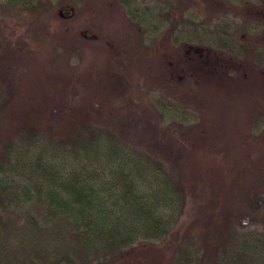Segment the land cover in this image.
Instances as JSON below:
<instances>
[{"label":"rangeland","instance_id":"obj_1","mask_svg":"<svg viewBox=\"0 0 264 264\" xmlns=\"http://www.w3.org/2000/svg\"><path fill=\"white\" fill-rule=\"evenodd\" d=\"M6 1L0 0V84L8 93L18 87L37 95L47 107L48 128L56 127L63 106L88 104L96 125L158 155L176 177L196 174L217 185L226 144L252 133L264 142V53L238 57L173 40L193 36L194 18L231 19L237 42L253 36L264 47V13H249L264 9V0H36L33 10ZM241 6L247 20L235 16ZM38 12L45 13L40 31L30 23ZM197 45L209 60L199 58ZM164 72L182 86L162 87ZM239 153L232 157L241 164ZM246 177L251 194L234 207L246 214L247 228L261 229V214L255 219L252 210L264 211V170ZM152 245L100 264H168L167 247Z\"/></svg>","mask_w":264,"mask_h":264},{"label":"trees","instance_id":"obj_2","mask_svg":"<svg viewBox=\"0 0 264 264\" xmlns=\"http://www.w3.org/2000/svg\"><path fill=\"white\" fill-rule=\"evenodd\" d=\"M34 1L6 3L33 10ZM241 10L235 16L247 20ZM252 11L253 17L264 13ZM36 14L30 23L40 31L45 13ZM191 24L192 37L173 40L248 58L264 53L253 36L235 40L234 20L194 18ZM196 49L201 60H209L205 47ZM162 76V87L182 86L168 73ZM14 88L8 93L0 84V264H100L153 242L167 247L168 264H264V211L252 210L255 219L261 214L263 227L249 229L246 214L234 207L251 194L244 188L247 173L264 170L259 134L223 147L217 162L224 175L217 185L196 174L176 177L158 155L96 125L88 104L63 106L56 127L48 128L42 100ZM154 101L173 112L165 101ZM250 152L256 156L245 157Z\"/></svg>","mask_w":264,"mask_h":264}]
</instances>
